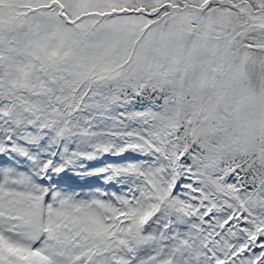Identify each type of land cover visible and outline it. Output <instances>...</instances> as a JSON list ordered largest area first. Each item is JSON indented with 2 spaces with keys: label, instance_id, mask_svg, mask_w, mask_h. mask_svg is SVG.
<instances>
[{
  "label": "snow or ice",
  "instance_id": "6c2138e0",
  "mask_svg": "<svg viewBox=\"0 0 264 264\" xmlns=\"http://www.w3.org/2000/svg\"><path fill=\"white\" fill-rule=\"evenodd\" d=\"M0 264H264V0H0Z\"/></svg>",
  "mask_w": 264,
  "mask_h": 264
}]
</instances>
